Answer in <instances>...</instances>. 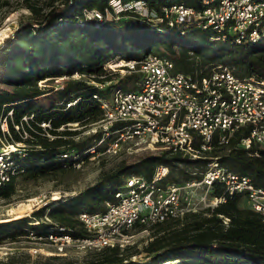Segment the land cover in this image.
I'll use <instances>...</instances> for the list:
<instances>
[{
    "label": "trees",
    "instance_id": "trees-1",
    "mask_svg": "<svg viewBox=\"0 0 264 264\" xmlns=\"http://www.w3.org/2000/svg\"><path fill=\"white\" fill-rule=\"evenodd\" d=\"M109 1L62 0L61 5L49 10L42 20L20 23L6 45L0 48V66H11L5 79L9 86L71 76L75 72L94 82L108 83L102 90L83 80H70L60 91L57 101L33 114L32 118L30 110L21 103L23 99H13L8 92H0V124L5 119L9 134L6 140L9 144L25 146L24 154L15 157L19 164L16 175L0 187V198L7 199L13 194L17 175L36 178L64 170L67 161L61 160L62 154L81 156L95 146L100 132L75 140L79 131L60 127L67 123L96 121L99 109L93 95L107 97L113 88H135V74H123L111 83L118 76V71L105 68L111 61L138 59L156 53L171 59L180 72L209 74L221 65L238 77L264 80V36L256 41L237 43L229 34L221 36L210 28L169 26L166 22L155 25L128 11L119 13L125 19L115 20L106 17L107 13L114 15ZM118 1L121 4L142 1L148 11L158 16L161 7L173 4L202 7L201 0ZM90 10L102 14V20H86L84 14ZM11 38L13 42L9 41ZM74 99L77 103L66 108L65 103ZM42 123L48 126L42 127ZM0 134L4 135L1 129ZM248 134V127L239 129L226 145H214L205 158L190 159L162 151L142 157L137 167L143 177L150 179L155 168L162 165L168 169L166 181L181 183L200 180L207 164L216 158L221 167L249 177L254 186L264 189V150L254 144L247 149L240 146V140ZM176 171L179 178L174 174ZM107 182L99 181L55 208L43 206L29 217L0 223V233L9 231L15 236L29 230L48 231L54 228L53 224L33 225L47 216L67 233L81 235L77 216L104 209V203L111 200L118 186ZM210 195L224 201L213 208L153 226L154 237L143 249L146 253L143 262L130 260V256L117 248H104L96 259L81 264H264L261 216L246 207L243 195L229 194L221 183L213 184ZM221 216L229 218L227 225L223 224Z\"/></svg>",
    "mask_w": 264,
    "mask_h": 264
},
{
    "label": "built area",
    "instance_id": "built-area-1",
    "mask_svg": "<svg viewBox=\"0 0 264 264\" xmlns=\"http://www.w3.org/2000/svg\"><path fill=\"white\" fill-rule=\"evenodd\" d=\"M112 2L118 4V14L121 11L139 14L141 20L155 25L166 22L169 26L210 28L221 36L229 34L237 43L256 41L264 36V0H201V8L173 4L161 7L160 16L148 11L142 1ZM84 16L86 20H102V14L96 10L86 11ZM113 66L122 74H135L137 81L134 89L113 88L107 97L92 96L99 109L96 122L103 128L98 142H106L107 150L115 152L120 144L132 142L157 153L166 151L201 159L214 145H226L243 127L249 128V134L240 140V146L247 149L254 144L264 150V80L238 77L221 65L209 74L180 72L171 59L156 53L138 59L114 60L105 68L113 70ZM74 74L71 76H77ZM88 84L102 90L108 85L93 81ZM77 101L71 100L65 107L70 108ZM78 124L64 126L77 127ZM117 124L119 126L111 130ZM2 128H7L5 119ZM96 132L94 128L93 134ZM20 148V143H11L1 149L0 187L16 175L19 164L15 157L24 154ZM94 149L95 146L85 152ZM60 157L66 164L74 165L79 155L64 153ZM167 173L168 169L159 165L150 179L140 175L126 177L116 187L111 200L104 203L102 211L78 214L81 235L67 233L47 216L35 221V226L49 223L54 228L25 233L29 255L52 256L67 250L86 253L104 248L123 251L138 239L147 237L149 229L155 225L223 202V198L210 195L215 182L221 183L229 194L243 195L246 207L258 213L264 222V189L254 186L249 177L221 167L216 158L210 160L198 181L169 182ZM221 218L227 225L229 218Z\"/></svg>",
    "mask_w": 264,
    "mask_h": 264
},
{
    "label": "rangeland",
    "instance_id": "rangeland-1",
    "mask_svg": "<svg viewBox=\"0 0 264 264\" xmlns=\"http://www.w3.org/2000/svg\"><path fill=\"white\" fill-rule=\"evenodd\" d=\"M112 1H109V5L112 7L114 15L107 13L106 17L118 20L122 17L118 14L120 8L116 2ZM61 3L62 0H0V30L2 28L6 30V36L0 39V48L6 45L7 39L12 37L20 23H36L42 20L49 10L60 6ZM141 13L143 14V11ZM123 19L125 18L122 17L121 20ZM13 40L14 38H11L9 41L13 42ZM113 70L118 71V76L111 80L112 84L123 76L122 72L114 66ZM10 71L11 66H0V92H8L13 99H23L21 103L30 110V118L33 114L56 102L60 91L70 80H83L86 83L93 81L91 78L75 72L77 76L62 75L13 87L5 83ZM73 75L75 74L73 73ZM25 119L27 120V118ZM2 122L0 129L4 135L0 134V151L9 144L6 140L9 137L8 129L2 128ZM94 128L97 132L103 131L100 124L94 120L80 123L77 127L64 126L60 129L79 131L80 133L75 137V140H80L93 134ZM47 136L49 135L47 134ZM20 147V150H23L25 146L20 144ZM157 152V150L146 148L145 145L132 142L120 144L114 152L107 150L106 142L99 143L97 141L94 151L85 152L78 157L79 160H75L74 165L69 166L67 164L64 170L36 178L17 175L13 194L7 199L0 198V223H10L23 217H29L33 211L43 206L55 208L59 203L75 197L99 181L106 180L107 183L119 185L130 175L142 176V172L137 167L138 161L146 155ZM174 174L179 178L177 171ZM149 230L147 237L138 239L132 246L126 248L127 250L124 249L122 254L130 256V260L143 262L146 259V253L143 249L147 242L154 237L155 232L153 227ZM24 235L20 233L11 236L9 231L0 233V264H81L96 259L100 252L84 253L67 250L63 254L57 253L52 256L40 254L41 256L31 257Z\"/></svg>",
    "mask_w": 264,
    "mask_h": 264
},
{
    "label": "bare ground",
    "instance_id": "bare-ground-1",
    "mask_svg": "<svg viewBox=\"0 0 264 264\" xmlns=\"http://www.w3.org/2000/svg\"><path fill=\"white\" fill-rule=\"evenodd\" d=\"M5 36H6V30L4 28H2L0 30V39L3 38V37H5Z\"/></svg>",
    "mask_w": 264,
    "mask_h": 264
}]
</instances>
